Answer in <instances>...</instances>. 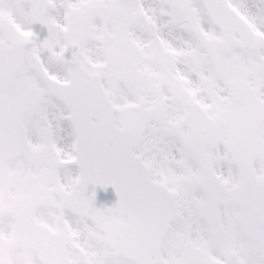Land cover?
Instances as JSON below:
<instances>
[{"label": "snow or ice", "instance_id": "snow-or-ice-1", "mask_svg": "<svg viewBox=\"0 0 264 264\" xmlns=\"http://www.w3.org/2000/svg\"><path fill=\"white\" fill-rule=\"evenodd\" d=\"M0 264H264V0H0Z\"/></svg>", "mask_w": 264, "mask_h": 264}]
</instances>
